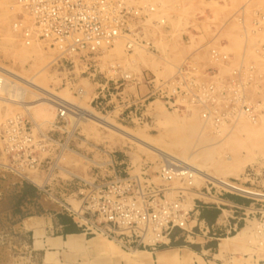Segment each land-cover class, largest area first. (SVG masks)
I'll use <instances>...</instances> for the list:
<instances>
[{
  "label": "rangeland",
  "instance_id": "374dc122",
  "mask_svg": "<svg viewBox=\"0 0 264 264\" xmlns=\"http://www.w3.org/2000/svg\"><path fill=\"white\" fill-rule=\"evenodd\" d=\"M151 2L160 6V15H154L153 20L164 18L158 28V37L153 36L157 53L137 51L132 62L126 64L129 71L139 75L152 73L156 81L163 82L171 79L176 68L184 63H191L206 72L218 68L222 79L231 78L243 67L244 75L249 78L245 90L247 102L253 106L264 105V0ZM20 12L21 8L13 0H0V69L26 80L32 79L35 85L72 106L103 118L143 143L177 158L186 160L192 153L196 154V159L190 163L211 174L221 175V166L229 157L233 164H241L242 172L225 179L240 182L246 171L253 170V180L247 187L264 194L263 107L259 108L257 123L249 124L255 134L241 132L246 122L240 123L235 118L219 125L204 124L197 110L186 107L185 111H174L162 99L148 96L149 80L143 81L139 76L127 85L121 96L106 98L107 113L99 112L89 104L94 97L95 84H103L105 79L87 78L80 70L60 64L56 61L57 53L44 44L25 43L20 32H14L12 27ZM211 49L217 50L226 60L212 62ZM107 64H99L102 72ZM4 77L5 82L18 86L21 92L25 90L22 96L25 105L36 104L29 106L33 108L27 112L19 100L9 104L0 100V135L7 120L20 117L26 122V131L40 142V147L36 146L31 153L37 163V173L42 174L43 179L47 178L44 185L42 182L46 179L38 183L44 189L33 187L25 180L32 172L25 167V159H16L11 171L7 168L11 160L0 153V264H25L23 258L30 239L23 233L58 235L59 216L66 217L60 202L70 195L76 198L81 191V183L76 177L100 184L111 181L116 173L136 175L146 169L149 175L155 176L161 160L126 137L91 122H77V115L58 119L56 110L46 103L50 100H41L35 91ZM137 82L139 85H135ZM118 83H122L121 80ZM80 90L84 93L79 94ZM126 96L135 105L124 112L120 105ZM0 97L7 96L0 93ZM42 108L47 115H36L38 110L44 112ZM0 140L3 141L1 137ZM197 193L201 194L191 191V198ZM194 202L201 207L202 203ZM258 208L264 210V200L258 201ZM247 226L246 235L251 237V245L234 242L223 247L220 240L235 234L225 235L218 231L216 224L207 232L202 223H197L189 239L181 237L172 244V249L165 251L189 253L190 264H199L195 256L200 257L203 264H264V249L259 248V239L254 237L251 225ZM178 235L176 232L175 236ZM96 238L112 247L117 246ZM182 264L187 263L183 261Z\"/></svg>",
  "mask_w": 264,
  "mask_h": 264
},
{
  "label": "built area",
  "instance_id": "2783aa9c",
  "mask_svg": "<svg viewBox=\"0 0 264 264\" xmlns=\"http://www.w3.org/2000/svg\"><path fill=\"white\" fill-rule=\"evenodd\" d=\"M13 2L22 12L15 17L12 27L14 32H20L25 43L44 44L57 53L56 61L60 64L80 70L87 78L105 79L103 84H95L94 97L89 104L94 110L107 113L106 98L121 96L127 85L139 76L143 81L149 80L148 96L162 99L174 111H185L186 107H191L199 112L204 124L219 125L232 118L237 120L241 115L253 121L260 113L259 108H264L263 104L253 106L247 102L245 90L249 78L244 75L243 67L231 78L222 79L218 68L206 72L191 63H184L176 68L171 79L163 82L156 81L152 73L139 75L129 71L126 64L132 62L138 50L157 53L153 42L164 18L153 20L154 15H160V6L151 0ZM210 59L220 62L226 57L211 49ZM104 62L108 64L102 72L99 64ZM4 76L0 69V87L5 82ZM119 80L122 83H118ZM82 93L84 91L80 90L79 94ZM134 105L126 96L120 106L125 112ZM57 108L58 119L76 117L74 111ZM256 109L259 112H255ZM25 123L20 117L7 120L0 135L3 139L0 140V153L11 160L7 165L11 171L14 170V161L24 158L25 167L32 170L26 182L44 189L38 183L46 178L37 173V163L31 155L33 148L40 147V142L29 130L26 131ZM253 177V170H248L240 182L227 180L245 191L232 186H216L194 180L183 164L164 159L160 161L155 176L149 175L146 169L136 175L116 173L111 181L100 184L76 177L81 183V191L76 198L67 196L60 202V207L79 234L85 238H103L126 253L172 249V244L181 237L189 239L194 234L197 223H202L207 232L216 224L218 231L227 236L251 225L259 239V247L264 249V210L258 208L261 200L248 194L251 189L247 184ZM191 191H199L203 198H191ZM228 196L244 202H234L227 199ZM195 200L202 203L201 207L195 205ZM204 209L219 211L210 225L204 220L199 221L200 212ZM176 232L180 236H175Z\"/></svg>",
  "mask_w": 264,
  "mask_h": 264
},
{
  "label": "bare ground",
  "instance_id": "6f19581e",
  "mask_svg": "<svg viewBox=\"0 0 264 264\" xmlns=\"http://www.w3.org/2000/svg\"><path fill=\"white\" fill-rule=\"evenodd\" d=\"M139 51V50H138ZM140 52H143V51H140ZM150 53V52H149ZM152 54V53H151ZM1 71L5 74V76H8L10 78H12L15 82L23 85L24 87L26 88H29L33 91H35L37 93V95H39L42 99H48L50 101L46 102L47 105L50 107V109H54V110H57L58 108L57 107H65L67 108L69 111H74L73 113H75L77 115V122H91L93 124H95L96 126H99V127H102L104 129H107L109 132H113L115 134H118L120 135L121 137H126L127 139L131 140L134 142V144H138L141 148H144L145 150H147L148 152L150 153H153L156 155V157L160 160H164V159H168V160H171V161H174V162H177V163H181L183 164L187 169H188V172L191 174L192 178L194 180H201V181H206V182H210L216 186H232L231 188H235L236 186L230 184L226 179L225 177H228L230 175H233V177L237 176L240 171H241V164H234L232 163V159L227 157L226 158V163L224 164V166H221V170L219 173H221V175L217 176V175H214V174H211L210 172H206V169H202L200 168L199 166L195 165V164H192V162L190 163V160H192L193 158H195V155L192 153L191 155H189V157L184 160V159H180L167 153L166 151L162 150V149H159V148H155L149 144H145L143 143L141 140L133 137L132 135H130L129 133L127 134V132L125 133L124 130H121L119 129L118 127H116L115 125L111 124L110 122H108L107 120L103 119V118H99L97 117L96 115H93L92 113L90 112H87L81 108H78L76 107L75 105L72 106V104H69L67 103L63 98L35 85L32 81V79L30 80H26L22 77H20L19 75H16L15 73L11 72V71H7L5 69H2L1 68ZM22 89V88H21ZM0 92L1 93H4L5 96L7 97H0V100L2 101V103L4 104H9V103H13L15 100H19L20 101V105H22L21 107L22 108H25V111H29L31 110L30 108H33V107H29V106H32V105H35L36 102L33 104H24L23 103V92L25 90H20V88L16 85H11L10 83H8V81H6L3 86L0 87ZM36 95V94H35ZM38 100V99H37ZM39 102V101H37ZM45 101L43 100V103ZM40 103V102H39ZM39 105V104H38ZM45 105V104H44ZM38 107V106H37ZM40 108V107H39ZM83 108V107H82ZM74 109V110H73ZM43 110V108H42ZM44 111V110H43ZM35 112V111H34ZM37 114L36 115H47V112H40V110H38L36 112ZM242 116V115H241ZM238 119L240 121V123H243V122H246V123H243L244 124V129L241 130V132L245 133V134H251L253 133V130L252 128L249 127V124H256L257 123V120H253V121H250L249 119H246L245 116H242ZM259 116V115H258ZM244 117V118H243ZM260 117V116H259ZM77 124V123H76ZM241 125V124H240ZM252 125V126H253ZM74 127V126H73ZM259 128V127H258ZM75 130V129H74ZM234 130V129H233ZM256 130V129H255ZM218 131V130H217ZM220 131V130H219ZM257 132V131H255ZM235 134V133H234ZM255 134V133H253ZM252 138V137H251ZM236 139V138H235ZM130 141V142H131ZM231 146V145H230ZM232 147V146H231ZM199 156V155H197ZM199 158V157H198ZM196 159V158H195ZM193 161V160H192ZM224 162V161H223ZM195 163V162H193ZM243 169V167H242ZM205 170V171H204ZM242 172V171H241ZM49 179V178H48ZM45 183H47V178L44 182H42V184L44 185ZM41 188H45V187H42L39 186ZM236 189L238 190H244V188L242 187H236ZM248 194L250 196H252L253 198H256V199H260V200H264V194L263 193H260V192H255L253 190H249L248 191ZM247 228L248 226L244 227V228H241L236 234L235 236L233 237H226L222 240V242L224 241V244L225 246L229 247L231 246L232 244H234V242H239L240 244H246L247 245H251L250 241H251V237L250 236H247ZM251 228V227H250ZM250 231V230H249ZM253 235L254 237L258 238L255 234V232L253 231ZM66 239L68 240L67 242H69L73 248H84L86 245L84 244V239H83V235H80V234H69L66 236ZM96 239V238H95ZM94 240V239H93ZM257 240V239H256ZM92 241V240H91ZM97 241V240H96ZM65 242V241H64ZM89 242V240H88ZM94 242V241H93ZM257 243V242H256ZM258 244V243H257ZM91 245V244H90ZM66 246V245H65ZM244 246V247H245ZM64 247V246H63ZM65 248V247H64ZM72 248V249H73ZM260 248V247H259ZM69 249V248H68ZM74 250V249H73ZM183 251V250H182ZM181 251V254L183 256L182 259H189V253L183 251L182 253ZM140 252H144V251H132L131 254H139ZM164 252V254H167L166 256H169L170 258H175L177 259L178 258V255H179V251H176V250H172V251H162ZM240 252V251H239ZM150 253V252H149ZM130 254V253H129ZM192 255V253H190ZM161 256V255H160ZM195 256V255H194ZM167 257V259L169 258ZM195 258L197 259V261L199 262V264L202 262L201 258L198 257V256H195ZM162 259V258H161ZM161 259L159 260V262L161 261ZM166 259V260H167ZM130 260V259H129ZM165 260V259H164ZM172 261V259H170ZM170 260L168 262H170ZM180 260V259H179ZM177 260V261H179ZM132 261V260H131ZM152 261V260H151ZM157 261V260H156ZM163 261V260H162ZM161 261V262H162ZM176 261V262H177ZM129 262V261H128ZM174 262V261H172ZM136 263V262H135ZM139 264V263H138ZM167 264V263H166ZM169 264V263H168ZM203 264V262H202Z\"/></svg>",
  "mask_w": 264,
  "mask_h": 264
},
{
  "label": "crops",
  "instance_id": "0c3cea01",
  "mask_svg": "<svg viewBox=\"0 0 264 264\" xmlns=\"http://www.w3.org/2000/svg\"><path fill=\"white\" fill-rule=\"evenodd\" d=\"M194 198L201 199L203 196L197 193ZM56 226L59 229L58 235L56 236H48L46 234L36 236L34 232L23 233V235L28 234L30 239V244L27 245V251H25V257L23 258L25 264H182L183 261L190 264L188 258L182 259L183 256L181 253H179L177 259L170 258L161 251L150 253L140 252L139 254L132 255L131 253L122 252L117 246L112 247L107 245L96 237L95 239L85 238L83 236L86 246L81 249L73 248V246L67 242L66 236L69 234L65 233V227L60 220L57 222ZM222 240L223 239H221L220 242L224 247L225 244ZM167 257L169 258L167 259ZM160 259L163 261L159 262ZM166 259L168 261L172 259L174 262L171 260L168 262Z\"/></svg>",
  "mask_w": 264,
  "mask_h": 264
},
{
  "label": "trees",
  "instance_id": "16d2710c",
  "mask_svg": "<svg viewBox=\"0 0 264 264\" xmlns=\"http://www.w3.org/2000/svg\"><path fill=\"white\" fill-rule=\"evenodd\" d=\"M227 199L232 200L237 203H243L244 201L239 198L228 196ZM219 211L216 209H204L200 212V219L204 220L208 225L212 224L218 217ZM60 222L65 227V233L67 234H79L76 226L67 217L59 216Z\"/></svg>",
  "mask_w": 264,
  "mask_h": 264
}]
</instances>
